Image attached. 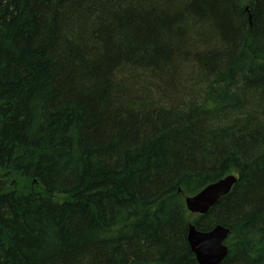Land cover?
<instances>
[{
  "label": "trees",
  "instance_id": "16d2710c",
  "mask_svg": "<svg viewBox=\"0 0 264 264\" xmlns=\"http://www.w3.org/2000/svg\"><path fill=\"white\" fill-rule=\"evenodd\" d=\"M189 225L264 264V0H0V264H197Z\"/></svg>",
  "mask_w": 264,
  "mask_h": 264
},
{
  "label": "water",
  "instance_id": "95a60500",
  "mask_svg": "<svg viewBox=\"0 0 264 264\" xmlns=\"http://www.w3.org/2000/svg\"><path fill=\"white\" fill-rule=\"evenodd\" d=\"M236 181L235 176L229 175L210 184L197 195L186 198L187 210L191 214L205 215L221 197L231 191ZM228 235L229 230L221 225L207 232L198 231L194 226L189 225L187 242L197 264H222L228 253V248L224 244Z\"/></svg>",
  "mask_w": 264,
  "mask_h": 264
},
{
  "label": "rangeland",
  "instance_id": "374dc122",
  "mask_svg": "<svg viewBox=\"0 0 264 264\" xmlns=\"http://www.w3.org/2000/svg\"><path fill=\"white\" fill-rule=\"evenodd\" d=\"M61 197H58L57 199H60Z\"/></svg>",
  "mask_w": 264,
  "mask_h": 264
}]
</instances>
